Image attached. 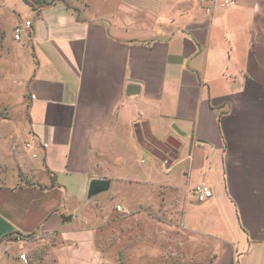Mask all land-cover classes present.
Wrapping results in <instances>:
<instances>
[{"label": "crops", "instance_id": "crops-1", "mask_svg": "<svg viewBox=\"0 0 264 264\" xmlns=\"http://www.w3.org/2000/svg\"><path fill=\"white\" fill-rule=\"evenodd\" d=\"M223 2L164 38L77 0L25 19L24 120L0 141V264L37 232L58 239L55 264H98L106 191L132 217L176 199L211 264H264V0ZM97 178L107 189L89 196ZM201 183L212 196L197 202Z\"/></svg>", "mask_w": 264, "mask_h": 264}, {"label": "rangeland", "instance_id": "rangeland-1", "mask_svg": "<svg viewBox=\"0 0 264 264\" xmlns=\"http://www.w3.org/2000/svg\"><path fill=\"white\" fill-rule=\"evenodd\" d=\"M78 8L90 7L96 16L112 20L139 33V38H164L193 22L194 9L205 7L203 0H77ZM32 11V12H31ZM32 10L24 0H0V141L13 138L24 120L26 57L22 40H15L14 28L23 27ZM142 34V35H141ZM18 137V136H17ZM17 137L14 135V139ZM26 143V142H25ZM24 143V144H25ZM162 158L165 156L162 155ZM170 162L168 161L167 167ZM110 191L101 195L108 200L99 219L92 223L98 264H211L212 245L203 236L190 234L180 226L176 199L148 208L141 217L129 216L116 206ZM192 193V192H191ZM193 195V194H192ZM166 203V204H165ZM101 218V219H100ZM15 261L7 264H55L52 246L58 239L52 234L33 233L22 239ZM23 253L25 261L20 259Z\"/></svg>", "mask_w": 264, "mask_h": 264}, {"label": "built area", "instance_id": "built-area-1", "mask_svg": "<svg viewBox=\"0 0 264 264\" xmlns=\"http://www.w3.org/2000/svg\"><path fill=\"white\" fill-rule=\"evenodd\" d=\"M203 1L216 2V0H203ZM223 3H224L225 6H232V5L235 4V0H224ZM29 26H30V21L29 20H26L24 22L23 27L29 28ZM23 27L16 26L14 28V30H13L14 31V37L13 38L15 40L21 39V32H22ZM25 147L28 148V149H30L31 148L30 142H26L25 143ZM33 156H35V154H33ZM167 164H168V160L167 159L163 160L162 165L163 166H166ZM191 192L193 194L194 199L197 202H204V201L208 200L212 196L211 188L208 185L204 184V183H201V184L196 185L192 189ZM117 208L120 209L119 206ZM19 258L22 259V260H24L25 259L24 254L23 253L19 254Z\"/></svg>", "mask_w": 264, "mask_h": 264}, {"label": "water", "instance_id": "water-1", "mask_svg": "<svg viewBox=\"0 0 264 264\" xmlns=\"http://www.w3.org/2000/svg\"><path fill=\"white\" fill-rule=\"evenodd\" d=\"M167 143L172 148L177 147V143L172 140H168ZM108 184H109V181L106 179H100V178L92 179L89 183L88 195L92 196L96 194L97 192L106 190Z\"/></svg>", "mask_w": 264, "mask_h": 264}, {"label": "trees", "instance_id": "trees-1", "mask_svg": "<svg viewBox=\"0 0 264 264\" xmlns=\"http://www.w3.org/2000/svg\"><path fill=\"white\" fill-rule=\"evenodd\" d=\"M54 0H24V2L35 11H38L43 5L49 4ZM32 234L23 235L22 237L30 236Z\"/></svg>", "mask_w": 264, "mask_h": 264}]
</instances>
